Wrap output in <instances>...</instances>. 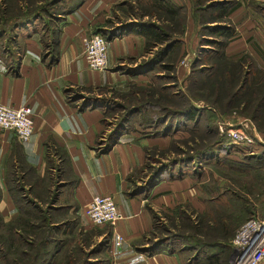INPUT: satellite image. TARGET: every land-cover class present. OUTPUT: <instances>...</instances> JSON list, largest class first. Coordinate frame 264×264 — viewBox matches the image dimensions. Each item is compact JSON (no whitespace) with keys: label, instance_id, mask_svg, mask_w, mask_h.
I'll list each match as a JSON object with an SVG mask.
<instances>
[{"label":"crops","instance_id":"1","mask_svg":"<svg viewBox=\"0 0 264 264\" xmlns=\"http://www.w3.org/2000/svg\"><path fill=\"white\" fill-rule=\"evenodd\" d=\"M2 1H17L19 7L28 4ZM129 2L136 0H82L53 14L57 21L49 17L50 25L42 16L16 27L11 36L0 37L9 42L8 46L0 42V103L31 106L35 121L26 142L13 131L0 129V216L8 222L20 215L8 189L9 184H20L24 199L36 206L33 217H48L54 228L57 246L51 243L49 248L56 251V258L72 249L87 252L104 243L107 264H185L178 251L163 248L147 253L141 241L154 229L163 209L174 210L185 203L198 211L206 207L190 171L181 178L170 177L171 172L162 175L145 188L150 150L167 148L173 134L177 137L184 131L177 126L171 135L152 136L125 128L105 149L115 125L108 116L110 105L90 99L91 92L128 80L131 75L123 68L144 56L146 36L132 29L139 20L128 8ZM186 4L192 32L189 0ZM230 18L238 35L227 45V55L238 59L249 53L264 66V21L252 17L243 4ZM113 30L121 33L108 38V66L90 68L84 38L92 33L108 36ZM177 70L182 76L186 69ZM250 129L263 137L254 126ZM243 150L248 153L249 149L244 146ZM96 195L114 198L120 216L114 224L95 226L88 219L86 209ZM100 254H105L102 246Z\"/></svg>","mask_w":264,"mask_h":264},{"label":"trees","instance_id":"2","mask_svg":"<svg viewBox=\"0 0 264 264\" xmlns=\"http://www.w3.org/2000/svg\"><path fill=\"white\" fill-rule=\"evenodd\" d=\"M35 1L38 0H33V2ZM79 1L82 0H77L69 8L62 9H71ZM24 2H28V4L26 3L23 6L24 8L19 7V2L17 1H10L9 3H5L7 6L0 7V37L4 35L11 36L12 31L23 23L42 16L44 17L47 14L50 15V7H55L62 0H46V2L44 1L45 3L37 7L30 6L32 4L31 0H24ZM189 2L190 13L195 24L194 28H199L201 35L199 45L200 54H207V61H210L209 66L199 70L202 74L208 72L206 74V80H208L204 83L206 84V91L208 96H210V100H206L208 106L204 108L196 104L199 99H202L201 87L195 88L194 90L188 88L189 93H191V96L188 95V97L185 94L182 95L175 91L169 92V85L167 84H163L158 88L150 85L148 87L149 89H146L147 103L148 105L151 104V106L154 105V108L163 112L159 116L158 122L161 125H166L164 126L166 129L162 130L161 134L171 135L176 127H182L181 125L183 123L190 121L198 122L201 112L206 110L216 119L231 117L236 112L237 116L235 117L249 120L264 137V66H259L249 53L242 54L238 59H234L226 53L227 45L238 35L236 26L230 18V14L243 3L239 0H189ZM128 5H130L139 20L137 23H134L132 29L136 28L146 36L143 55H152V58L140 64V67H144L142 72L154 69L156 65L160 64L164 70L169 72L172 81H175L177 66L173 57L179 45L182 43L184 33H186L185 23L178 26V22L181 19L182 13H185L187 4L183 3V5H180L175 0H147L143 3L141 0H136L135 4L129 2ZM247 11L251 15L253 14L252 11ZM146 16L148 20L145 21L144 18ZM255 18L257 19L256 16ZM259 19V21H264V16L259 17ZM114 31L109 32L108 36L103 35L107 39L115 37L120 30ZM192 57L193 59H190L189 62V68L193 71L198 67L197 63L199 60H204V58ZM190 78L191 76H188L187 82L189 80L191 81ZM90 99H96L100 103L105 104H108V101H110L100 96L96 98L90 97ZM143 103L141 102L142 105L145 104ZM177 103L181 105L174 106ZM140 112L136 106L128 110L121 121L117 123L112 134L105 140V149H109L115 143L117 134L125 129L123 123L133 121L132 117ZM173 117H176L175 124L169 122V119L171 120ZM217 130L218 133H216L219 135L217 140L204 146L201 145L199 148L192 149L191 152L193 151L195 153L186 156L182 162L198 161L202 165L204 161L212 159H228L234 160L233 162L246 169L253 168L255 163L264 157V150L261 154L256 150L258 147L264 149V143L257 141L254 144L247 145L249 149L248 153H242L243 151L240 149L237 150L240 154L242 153L243 157L241 159L230 158L233 152L230 138L226 134H222L218 127ZM198 138L200 137L194 138L195 142ZM194 139L192 138L190 141ZM176 163L177 160L173 164ZM187 165L183 164L184 168L179 169L176 177L181 178L188 173L185 170L188 167ZM165 167V165H162L149 175L145 188L152 187L156 180L165 174ZM237 167L242 169L239 166ZM11 180L13 181L12 183L15 182V175H13ZM8 189L20 210V215L8 222L4 221L0 216V264H88V258L95 257L97 253H100L101 246L106 249L107 245H103V243L97 245V247L88 248L87 252H79L78 250L72 249L71 253L66 251L62 256L56 258V251L49 248L51 243L56 245L53 237L54 228L50 225L49 218L46 216H42L39 219L33 217L32 211L36 209V206L31 201L24 199L25 191L20 184H9ZM233 197L251 204L249 199L245 200V197L241 195ZM214 201L215 197L212 198V203ZM252 210L253 208L248 207L246 211L251 213ZM174 211L180 212V215L183 212L181 211V206L176 207ZM211 222L216 223V218L211 220ZM157 225V221L155 220V227ZM220 225L223 228L231 229V225L229 224L220 223ZM198 227L196 225V230H200ZM231 234V230L227 231L224 233L223 238H228ZM145 239L146 237L141 240L143 244H145ZM164 243V240H159L142 249L147 253L153 254L165 248L163 247ZM229 243L231 245L232 242ZM215 245H217L216 247L222 248V251H226L228 243L223 241L219 245ZM174 250L171 248V251ZM78 255H80L79 259ZM219 255V253L212 254L209 259V264L225 263V259ZM198 256L199 253L193 258L192 264H194V261L197 262ZM106 260L108 261V259ZM102 261L99 262L103 263Z\"/></svg>","mask_w":264,"mask_h":264},{"label":"rangeland","instance_id":"3","mask_svg":"<svg viewBox=\"0 0 264 264\" xmlns=\"http://www.w3.org/2000/svg\"><path fill=\"white\" fill-rule=\"evenodd\" d=\"M44 1L46 2V0H38L35 2L31 0L32 4H30V6L33 5L37 7L40 4L45 3ZM76 1L77 0H62V2L55 7H50V15H45L47 24L50 25L52 22V20L48 19L49 17L53 19V22L57 21L56 16H53V14L59 13L63 10L62 8H69ZM141 1L143 3L147 0ZM239 1L243 3L247 10L252 11V17L256 16L257 19H259V17L264 16V0ZM182 2L186 4L187 0H183ZM4 6H7V4L2 1L0 7L3 8ZM128 8L130 11L132 10L130 5H128ZM144 20L146 21V19ZM189 21V10L187 7L185 13H182L181 19L178 22V26L185 23L186 33H184L185 35L182 37V43L179 45L178 50H176L173 57L177 66L175 81H172L169 72L164 70L160 64L156 65L154 69L142 72L144 67H140V64L152 58L151 54H146L140 59L136 58L134 61H130L131 63L123 68V70L131 76L121 85L96 90L90 93H94L93 95H90L93 97L96 96V93H100L102 98L110 100L108 101V104L110 105L108 116L113 119V123H115L114 129L117 123L121 121L123 116L129 109L133 108V106L139 108L141 112L136 113L132 117L133 121H129L128 123L124 122L123 126L125 128L137 129L143 135L152 136L155 134H161L162 130L166 129V127H164L166 125H161L158 122V118L163 112L154 108V105L151 106V104L148 105L147 103L148 98L146 96V89H149L148 87L150 85L158 88L163 84H167L169 85V92L175 91L187 96H191L188 88L194 90L195 88L201 87L202 99H199L196 104L203 108L208 106L206 100L209 101L210 96L207 94L206 84L204 83L208 80H206V74H208V72L202 74L199 70L202 68L205 69L206 66H209L210 61H207V54H200L199 45L201 42V35L199 33V28H194L193 31L190 32L191 26H188ZM0 42H4L3 45L7 46L9 44L8 41L1 40ZM192 56L204 58V60H199L197 63L198 67L193 71L189 68L190 63L189 65L182 64L183 60L188 59V57L192 60ZM188 61L190 62V60ZM178 67L186 69L182 76L178 73ZM188 76H191V81L189 80L187 82ZM141 102H144L145 104L143 103L144 105H142ZM180 105V103H177L174 106ZM235 116H237L236 112H234L231 117L216 119L210 112L205 110L201 112L198 122L190 121L188 123H183L181 125L182 127H179L184 131L183 135L179 133L176 137L174 136L176 133H174L167 148H154L150 150V155L147 160L146 174H151L158 167L165 165V174L168 175L171 172L172 175H170V177H176L179 169L184 168L183 164H188V167L185 170L187 172L191 170V173L193 171L192 175L195 177V183L199 191L201 202L205 203L206 207L205 209L198 211L192 204H179L178 206H181V211H183L181 215L180 212H175L172 209H163L156 218L158 225L147 234L145 239L147 247L159 240H164L165 243L163 244V247L169 249L173 248L181 253L185 264H192V261L194 260L193 258L197 253H199V256L197 257L198 260L197 262L194 261V264H209L210 256L218 253L220 254L219 256L225 259V263L220 264H232L235 249L231 246L232 243L230 245L229 242H232V239L236 236L238 230L250 218H260L264 216V157L255 163L253 168L246 169L233 162L234 160L228 159H212L204 161V164L202 165L199 164L198 161H182L186 156H189V154L191 155L195 153L193 151L191 152L192 149L199 148L201 145L204 146L217 140L219 136L217 134V127L220 130V124L229 121L233 124V128H236L246 120L245 118ZM175 121L176 117H173L171 120L169 119L171 124H175ZM198 136L200 138H198V142H195L194 138H197ZM192 138L194 140L190 141ZM232 147L233 152L231 154L232 157L230 158L241 159L243 157L242 153H245L243 146L232 144ZM239 149L243 151L241 154L237 151ZM256 150L261 154L264 149L258 147ZM176 160L177 163L173 164ZM237 166L245 170L239 169ZM194 168L195 170H193ZM236 195L245 197V200L249 199L251 204L233 197ZM214 197L215 201L212 203V198ZM248 207L253 208L251 213L246 211ZM215 218L216 223H212L211 220H214ZM220 223L231 225V229L223 228ZM196 225L199 226L198 228L200 230H196ZM230 230L232 233L231 236L223 238L224 233ZM223 241L228 243L226 251H222V248L216 247L217 245H215H219ZM106 252L107 251H105V254H97L99 258H103V263H100L99 260H94L95 257L93 256L92 258H88V264H107Z\"/></svg>","mask_w":264,"mask_h":264},{"label":"built area","instance_id":"4","mask_svg":"<svg viewBox=\"0 0 264 264\" xmlns=\"http://www.w3.org/2000/svg\"><path fill=\"white\" fill-rule=\"evenodd\" d=\"M85 58L92 69L102 70L108 66V39L100 33L84 38ZM182 64L189 65L188 59ZM249 120L236 128L229 121L220 124V130L230 138V144L246 146L257 141L264 143V137L251 131L254 125ZM34 112L29 105L13 107L0 103V129L13 131L22 142L28 141L34 132ZM249 152V150H248ZM86 214L94 225L114 224L119 219L115 200L110 195H96L87 206ZM121 242L122 237L117 236ZM235 254L232 264H264V216L246 221L232 239Z\"/></svg>","mask_w":264,"mask_h":264}]
</instances>
